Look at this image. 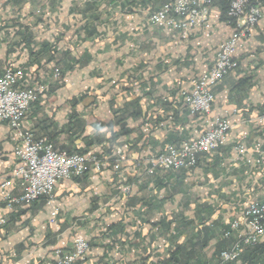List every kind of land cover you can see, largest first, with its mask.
Masks as SVG:
<instances>
[{
    "label": "crops",
    "instance_id": "crops-1",
    "mask_svg": "<svg viewBox=\"0 0 264 264\" xmlns=\"http://www.w3.org/2000/svg\"><path fill=\"white\" fill-rule=\"evenodd\" d=\"M38 1L0 0V71L22 68L19 87L51 78L25 127L56 150L95 155L103 165L58 180L51 205L41 198L9 207L0 187V264H55V249L70 248L75 236L87 238L90 249L74 264H161L179 246L196 251L201 227L209 240L200 256L210 260L220 228L264 189L260 167L246 161L264 152V5L235 51L239 67L213 88L212 111L200 116L181 104L180 92L210 68L218 44L234 31L218 2L210 7V35L195 29L182 40L148 22L169 0ZM83 26L96 29L85 34ZM43 42L57 44L54 59L50 51L30 54ZM219 115L231 125L225 145L200 154L194 167L145 172L151 154L200 136ZM15 145L14 131L0 121V183L16 165ZM10 190L22 192L16 180Z\"/></svg>",
    "mask_w": 264,
    "mask_h": 264
},
{
    "label": "built area",
    "instance_id": "built-area-1",
    "mask_svg": "<svg viewBox=\"0 0 264 264\" xmlns=\"http://www.w3.org/2000/svg\"><path fill=\"white\" fill-rule=\"evenodd\" d=\"M217 0H169L152 10L148 15L151 25L168 28L182 40L188 39L195 29L206 37L210 35V7ZM262 0H230L227 7V23L234 27L233 33L218 44L210 68L199 75L192 87L180 92L179 101L192 114L206 116L212 111L213 88L230 72L239 67L235 51L240 43L251 35L253 27L263 16ZM57 71L55 75H57ZM26 79L20 67H6L0 71V121L6 122L16 136L15 155L17 162L9 178H4L2 200L12 205L30 204L41 198L51 205L55 199L54 186L60 179L78 177L91 166L100 169L103 161L95 155L56 150L45 138L34 139L24 121L31 104L47 89V83L34 81L28 87H19ZM264 115L260 118L263 119ZM230 122L226 116H214L210 127L200 136L185 140L178 145L168 143L159 152L147 158L145 172L154 174L157 169L175 171L194 167L202 153L210 152L225 145ZM239 154L247 152L245 145L236 147ZM248 163L260 167L264 182V152L256 157H247ZM118 168L119 165L115 164ZM19 182L22 192L13 194L12 182ZM128 191L129 188H124ZM58 208L51 209V221H55ZM6 220L0 219V224ZM223 238H233L229 247L219 252L221 263L236 260L244 246H254L264 241V189L261 197L242 210L241 217L232 218L223 228ZM90 249L89 240L75 236L70 248L55 249V264H74L84 258Z\"/></svg>",
    "mask_w": 264,
    "mask_h": 264
},
{
    "label": "trees",
    "instance_id": "trees-1",
    "mask_svg": "<svg viewBox=\"0 0 264 264\" xmlns=\"http://www.w3.org/2000/svg\"><path fill=\"white\" fill-rule=\"evenodd\" d=\"M7 1H10V0H7ZM23 1L25 2L26 0H17V2L20 4H22ZM229 1L230 0H217L216 1L222 7L223 16L225 20L228 18L226 15V12H227ZM262 1L264 2V0ZM82 29L84 30L85 34H90L93 32L94 29H96V27L83 26ZM30 39H31L30 35L24 39L27 45L30 43ZM56 45L57 44L55 42L53 43L43 42L36 49L30 48V54H33V53L38 54L40 52L50 51L51 58L54 59L56 53L58 52ZM64 53L70 54V50L65 49ZM56 71L58 72L57 75H55ZM55 72H54V75L59 76V74L61 73V70L58 68V69H55ZM50 80H46V79L43 80L45 83H47V87L50 84ZM116 123L120 124L121 120L116 121ZM120 128L121 130H125V125L120 124ZM223 228H227V225L225 226L223 225L220 228L219 241L217 242L215 249L211 253L210 260L206 261L205 259H203L202 256H200L201 251L199 250L204 248L207 245V242L209 240L205 227H201L198 229L197 235L195 236L194 242L191 246L192 249L194 250L196 249V251H188L186 250V246L184 247L179 246L173 251H171L169 253V257L162 260L161 264H264V241L254 246H244L239 257L236 260L227 262V263H221L219 259V252L222 249L229 247L233 239V238H223ZM190 260H194V262L191 263Z\"/></svg>",
    "mask_w": 264,
    "mask_h": 264
},
{
    "label": "rangeland",
    "instance_id": "rangeland-1",
    "mask_svg": "<svg viewBox=\"0 0 264 264\" xmlns=\"http://www.w3.org/2000/svg\"><path fill=\"white\" fill-rule=\"evenodd\" d=\"M38 2H42V0H39ZM26 10H27V9H24V11H26ZM41 11H42L41 4L38 3V5L36 6V9H35V13L38 14V13L41 12ZM26 12H27V11H26ZM39 14H40V13H39ZM52 21H53V20H52ZM52 24H53V26H54V22H52ZM150 25H151V24H150ZM53 26H52V29L55 28V27L53 28ZM152 26H154V25H152ZM159 28H160V27H159ZM162 29H163V28H162ZM37 31L43 33L42 30H37ZM153 33H154V32H153ZM153 33H152V34H153ZM67 43L69 44V43H71V41H68ZM57 44H58V45H59V44L63 45V43H62L61 41H58ZM217 49H218V47H217ZM216 52H217V51H216ZM215 55H216V53H215Z\"/></svg>",
    "mask_w": 264,
    "mask_h": 264
}]
</instances>
